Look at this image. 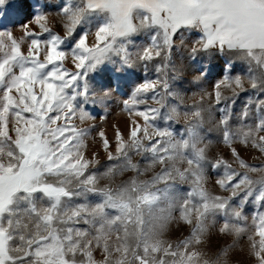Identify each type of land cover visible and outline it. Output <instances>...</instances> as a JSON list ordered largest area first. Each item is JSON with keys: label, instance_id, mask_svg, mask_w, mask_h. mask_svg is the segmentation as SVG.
I'll list each match as a JSON object with an SVG mask.
<instances>
[{"label": "rangeland", "instance_id": "374dc122", "mask_svg": "<svg viewBox=\"0 0 264 264\" xmlns=\"http://www.w3.org/2000/svg\"><path fill=\"white\" fill-rule=\"evenodd\" d=\"M46 2L60 7L42 6ZM165 2L40 0L30 12L17 10L12 23L0 27L12 31L23 49V55L9 59L13 42L0 37V62H6L0 74V104L3 90L21 67H32L36 74L30 88L12 91L14 107L0 111L5 264H260L264 259V238L257 234L264 214V46L244 42L243 34L233 31L223 41L216 38L202 47L203 23L181 21L173 29L180 13ZM65 8L79 11V22L67 36L57 30L59 26L66 31L64 25L70 23L69 13L61 11ZM197 9L191 7L182 16L186 19ZM37 14L46 16L48 31L32 22ZM154 14L167 27L154 22ZM27 23L40 41L38 60L29 55L36 49L31 48L33 37H26L21 28ZM102 24L111 31L126 25L133 30L108 34L105 43L111 46L97 62L74 47L78 37L70 41L79 29V35L87 33L89 44H94L95 30ZM208 26L213 32L217 28L216 23ZM53 34L59 36L56 47L65 57L45 63ZM145 47H150V58L143 56ZM74 53L88 57L79 70L73 61L71 69L66 65ZM192 54L206 64L210 86L207 80L186 76L185 57ZM114 64L116 71L121 64L138 69L121 76L126 94L107 118L115 124L123 113L127 136L121 129L119 136L116 129L108 135L104 124L68 127L72 122L66 119L70 109L65 98L74 96L76 87L87 93L89 78L110 75ZM49 72L57 75L49 77ZM61 72L67 74L59 76ZM44 79L56 85L58 95L51 103L43 97L39 81ZM145 81L149 86L125 108L123 100ZM111 83L115 88L116 81ZM85 110L97 115L91 105ZM85 139L89 147L100 141L112 162L92 163L95 153L87 155ZM214 234L226 238L218 249L208 243Z\"/></svg>", "mask_w": 264, "mask_h": 264}, {"label": "snow or ice", "instance_id": "6c2138e0", "mask_svg": "<svg viewBox=\"0 0 264 264\" xmlns=\"http://www.w3.org/2000/svg\"><path fill=\"white\" fill-rule=\"evenodd\" d=\"M4 0H0V4H3ZM195 0H175V7L177 11L181 14H185L188 9L194 6ZM91 6H96L95 3H92ZM145 7L153 8V5L151 4H145ZM217 11L215 13V23L217 24L216 30L213 32L209 29V22L210 17L209 16H201V22L204 25V35L206 39L204 40V43L202 47H208L216 38H219L221 41H223L229 33L235 31V32H244L246 31L252 24H255L259 29L264 30V0H216V2L213 5ZM61 11H66L69 13L68 19L70 23H67L64 25V28L66 29L65 34L71 33L76 24L79 22V11L72 12L70 9H61ZM46 20V16L44 14H37L33 17L32 22H34L41 30L48 31L49 29L46 27V24L43 23ZM154 22L161 23L158 21L155 17V14L153 16ZM181 21H175L172 24V28L175 29V27L180 23ZM183 23H191V17H188L182 21ZM116 26L119 28L121 26L120 21H116ZM162 27H167L166 24L161 23ZM21 28L24 29V35L32 36L31 40V48L36 49V51H30L29 55L36 58V60L39 59V45L40 41L35 38L37 33L35 32V29L30 28V24H24L21 26ZM132 26L126 25L122 28V30L118 31H111L110 25L108 24H102L95 30V43L89 44L88 42V34L83 33L80 34L78 39L75 42L74 47L79 48L83 50V52L87 53L88 55L94 56L96 61L98 62L102 58L103 52L110 47V43H105L106 36L108 34H111L113 37L116 35H123L127 31H131ZM7 36L10 40L13 42L12 46V56L9 57V59H12L14 56L17 55H23V49L18 46L15 43L14 34L12 31H0V37ZM60 38L57 34H53L48 41V49L47 54L44 57V62H55L57 60H62L65 57V53L63 51H59L56 47L57 44H59ZM104 45L101 47V45ZM121 50H123V46H121ZM196 49L193 48V51ZM152 53L150 51V47H145L143 49V56L151 57ZM88 57L86 55H81L79 53H74L72 57L73 65L76 70L81 69L85 66V61ZM35 62V61H34ZM127 62V61H125ZM6 62H0V74L4 71V64ZM38 67H42L43 64H38ZM94 65L89 64L87 65L88 68L93 67ZM67 73L61 72L59 76H64ZM78 71L76 74L71 75L70 79L75 80L76 76L78 75ZM57 74L55 72H49L48 76L53 77ZM59 76L57 78H59ZM225 81L228 79L227 76L223 78ZM236 82L239 83V77H236ZM36 80V74L35 69L32 67H21L17 73L16 76L12 78V82L5 87L3 90V103L0 104V111H8L11 107H14V101L13 97L11 95L12 91L14 89H20L23 87H31V82ZM43 85V97L47 99L49 103L58 95V92L56 90V85L52 82H50L47 79L39 81ZM220 81H217L214 88L219 85ZM150 82L145 81L143 83L138 84L131 94L123 100V106L125 108L130 107L135 103L134 97L136 96L137 92L145 89L149 86ZM83 94V92H82ZM30 95V99L35 101L36 97ZM216 96H219V93H215ZM64 103L67 105L69 109L72 108V105L69 101L65 100ZM141 116H143L145 119H147V115L145 112L139 113ZM31 123V122H30ZM60 131H63V129H60ZM71 131H75L72 129ZM130 131L135 132L134 129H131ZM117 136H119L121 133L119 131V128L116 129ZM103 135V133H101ZM225 136H227V133H225ZM68 139H71V136H68ZM47 190V189H46ZM58 191H62L58 190ZM58 194V193H57ZM261 196H264V192L261 193ZM221 208L224 207L223 204L220 205ZM47 219V217H45ZM261 223L257 228V234L264 238V214L261 215ZM4 237V229L0 228V238ZM3 245V239H0V246ZM261 246L264 247V239L261 241ZM256 256H259L260 253H255ZM0 264H5L4 261V254L0 252ZM260 264H264V259L260 260Z\"/></svg>", "mask_w": 264, "mask_h": 264}, {"label": "clouds", "instance_id": "9594fccd", "mask_svg": "<svg viewBox=\"0 0 264 264\" xmlns=\"http://www.w3.org/2000/svg\"><path fill=\"white\" fill-rule=\"evenodd\" d=\"M40 0H4L3 4H0V27H7L8 24L12 23L14 15L17 10H26L31 11L32 8L37 7V4ZM42 6L58 9L60 7L59 3L54 2H46ZM10 9L15 10L10 12ZM58 31H63V35L67 36L69 34H65L66 31L59 29ZM80 30L77 29L75 33H73L71 41H75L77 37H79ZM197 45H193V48H196ZM185 67H186V76L188 78H199L201 80H207L210 86L211 80H209V75L205 74V65L204 63H198V57L195 54L191 56L185 57ZM222 63V62H221ZM66 65L71 69L72 68V60L68 59L66 61ZM108 67V66H106ZM117 65H112V73L106 77H101L99 79H94L93 77L89 78V83L87 85V93L79 90L78 87L73 89L74 96L66 97L65 100L69 101L72 105V108L69 110V115L66 119L71 120V125H67L68 127L79 128L81 125L87 127L89 125L95 126L97 124H104V130L108 135H112L115 129L119 128L122 130L123 134L127 136L128 133V120L127 117L121 113L119 118L116 120L115 124L109 122L107 119L109 114L115 112L117 108L121 106L120 97L125 92L121 90L125 88L126 83L121 80V76L126 73L136 74L138 69L136 66L125 67V65H119L120 71H116ZM213 72L212 64H207V73L211 74ZM116 81V86L113 88L112 81ZM75 84L78 86L79 81H76ZM76 105H80L79 108ZM91 105L93 111L97 112V115L90 114L89 111L85 109ZM100 111L104 112V115H99ZM71 133H65L64 135H70ZM81 137L77 136L76 140H80ZM85 151L89 157H93V153H95V158L91 161L95 164H108L112 161L106 157L105 149L100 147V141H95L89 147V141L84 140ZM131 147V145H129ZM69 148H65V151H68ZM74 158V157H73ZM167 163V162H165ZM226 238L219 235L214 234L209 237L208 243L211 248L218 249L225 243Z\"/></svg>", "mask_w": 264, "mask_h": 264}, {"label": "crops", "instance_id": "0c3cea01", "mask_svg": "<svg viewBox=\"0 0 264 264\" xmlns=\"http://www.w3.org/2000/svg\"><path fill=\"white\" fill-rule=\"evenodd\" d=\"M215 2L216 0H195L193 7H197L199 9L189 16L191 17V22L196 21L202 23L201 16H209L211 18L209 23H215V13L217 11V9L213 6ZM165 3L175 7V0H167ZM184 19V16L180 13V15H178V21H183ZM245 33L248 34L247 39H245ZM240 34H243L244 42L246 41L248 43H253L254 45L264 46V30L259 29L255 24H252L246 31L240 32ZM239 39H241V37L238 36L237 40ZM0 239H3V245L0 246V252L3 253L5 248V239L4 237Z\"/></svg>", "mask_w": 264, "mask_h": 264}]
</instances>
